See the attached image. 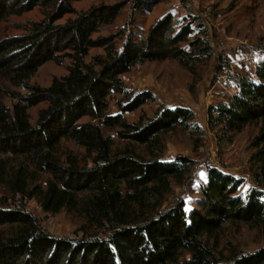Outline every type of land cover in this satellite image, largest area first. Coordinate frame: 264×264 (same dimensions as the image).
I'll return each mask as SVG.
<instances>
[{
    "label": "trees",
    "instance_id": "1",
    "mask_svg": "<svg viewBox=\"0 0 264 264\" xmlns=\"http://www.w3.org/2000/svg\"><path fill=\"white\" fill-rule=\"evenodd\" d=\"M79 0H0V23L11 16L42 8L41 20L17 24L20 34L0 38V264H264V247L243 252L218 250V235L226 223H245L264 230V58L255 78L235 75L238 91L229 102L211 105L209 117L230 135L256 124L250 159L257 186L239 192L242 178L215 166L200 185V208L186 209V201H169L174 184H182L195 169L187 156L157 157L163 135L188 130L195 119L183 106L159 107L154 116L136 122L126 115L153 99L150 91L130 95L121 75L146 61L175 58L189 65L195 51L209 54L204 37L191 39L195 22L174 26L164 15L147 34L131 36L119 47L111 37L94 36L120 14L123 3L102 4L78 13ZM161 0H137L136 7L153 8ZM148 5V6H146ZM78 13L57 23L66 14ZM105 54L86 57L93 47ZM189 47V48H188ZM70 57L68 73L49 86L31 82L49 60ZM121 94L120 110L110 113V96ZM42 102L32 122L30 108ZM116 131L127 139L115 146ZM73 140L79 154L64 148ZM136 144L148 148L143 156ZM11 197L15 200H11ZM19 197V198H17ZM38 198L44 211L67 209L82 214L96 233L57 236L25 207ZM167 204V205H166ZM213 240V241H212ZM187 255V256H186Z\"/></svg>",
    "mask_w": 264,
    "mask_h": 264
},
{
    "label": "rangeland",
    "instance_id": "2",
    "mask_svg": "<svg viewBox=\"0 0 264 264\" xmlns=\"http://www.w3.org/2000/svg\"><path fill=\"white\" fill-rule=\"evenodd\" d=\"M136 1L79 0L73 4L77 12L81 13L102 4L123 3L115 21L94 34L113 38L119 47L129 36L140 39L169 12L174 16L176 29L187 22H195V31L190 38L204 37L211 46L209 54L195 51L194 56L197 57L189 65L175 58L146 61L121 75L130 95L141 91H150L154 95L152 100L125 114L128 121L136 122L143 115L154 116L159 107L165 106H183L195 113L188 130L178 129L164 134L159 148H154V154L166 161L181 156L196 161L190 177L182 184H174L167 204L183 198L188 211L194 207L200 208L199 202L203 198L200 185L207 181L209 166L242 178L239 192L246 193L251 187L257 186L253 180L250 159L256 151L252 141L259 127L250 124L242 132L230 135L221 130L220 124L210 119L209 108L211 104L232 99L238 91L235 75L256 77V68L264 58V0H161L151 9H138ZM78 13L66 14L57 23L75 18ZM43 17L44 12L40 7L19 16H11L9 21L0 23V38L6 34L22 33L18 23L23 26L30 20L38 21ZM96 54H105V49L101 46L91 48L86 61L91 62L92 56ZM70 63V57H65L61 64L49 60L39 68L31 82L49 86L54 77L68 73ZM0 86L5 89L10 87L1 77ZM0 95L8 105H12L13 99L4 96L3 92ZM121 98V94L110 96V113L120 110L118 101ZM46 105L47 102H42L30 108L32 122H36L39 110ZM105 132L113 136L117 148L129 143L127 139L119 138L116 131ZM135 147L143 156H152L146 146L136 144ZM64 148L79 154L85 151L73 140H66ZM7 193L6 188L1 186L0 198H9ZM25 207L57 236L79 237L98 231L87 225L82 214L67 209L58 213L44 211L38 198L26 199ZM261 247H264V230L249 224L226 223L218 235V250L225 254L232 248L251 252Z\"/></svg>",
    "mask_w": 264,
    "mask_h": 264
},
{
    "label": "built area",
    "instance_id": "3",
    "mask_svg": "<svg viewBox=\"0 0 264 264\" xmlns=\"http://www.w3.org/2000/svg\"><path fill=\"white\" fill-rule=\"evenodd\" d=\"M211 105H214V104H211Z\"/></svg>",
    "mask_w": 264,
    "mask_h": 264
}]
</instances>
